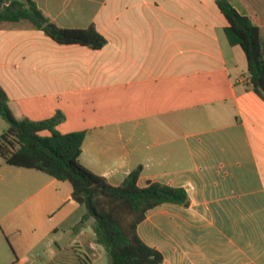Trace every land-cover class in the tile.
Masks as SVG:
<instances>
[{"label":"crops","instance_id":"obj_1","mask_svg":"<svg viewBox=\"0 0 264 264\" xmlns=\"http://www.w3.org/2000/svg\"><path fill=\"white\" fill-rule=\"evenodd\" d=\"M33 1L60 27L93 24L106 43L59 44L28 20L0 22L13 115L60 111L56 129L85 131L79 162L110 185L140 167L137 186L186 190V206L158 204L137 224L159 264H264V92L252 91L214 0ZM228 2L264 35V0ZM71 193L0 156V264H107Z\"/></svg>","mask_w":264,"mask_h":264},{"label":"trees","instance_id":"obj_2","mask_svg":"<svg viewBox=\"0 0 264 264\" xmlns=\"http://www.w3.org/2000/svg\"><path fill=\"white\" fill-rule=\"evenodd\" d=\"M227 20L224 33L230 45L244 52L251 89L259 97L264 92V35L249 16L240 14L228 0H214ZM28 20L35 28L59 44H80L92 49L106 40L93 24L85 28H64L51 22L33 0H0V22ZM0 117L7 129L0 134V156L8 165L37 169L72 188L71 197L86 212L80 223L93 219L96 241L107 254V264H159L162 254L145 244L137 234V224L148 209L165 202L186 206L189 198L183 187L149 182L136 184L140 167L132 170L118 185L84 167L79 162L85 131L61 133L56 129L63 114L57 111L42 120L16 118L8 106V97L0 86ZM48 134L43 135L42 132ZM78 260V264L86 262Z\"/></svg>","mask_w":264,"mask_h":264},{"label":"rangeland","instance_id":"obj_3","mask_svg":"<svg viewBox=\"0 0 264 264\" xmlns=\"http://www.w3.org/2000/svg\"><path fill=\"white\" fill-rule=\"evenodd\" d=\"M1 124H4V125H5L6 123H5V121L0 117V131H1V129H2V128H1ZM0 133H1V132H0Z\"/></svg>","mask_w":264,"mask_h":264}]
</instances>
